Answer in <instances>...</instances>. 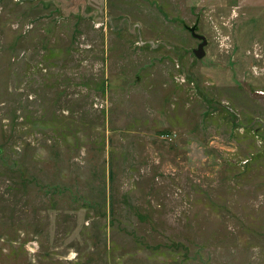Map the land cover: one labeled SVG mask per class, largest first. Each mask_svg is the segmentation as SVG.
<instances>
[{
	"label": "rangeland",
	"instance_id": "1",
	"mask_svg": "<svg viewBox=\"0 0 264 264\" xmlns=\"http://www.w3.org/2000/svg\"><path fill=\"white\" fill-rule=\"evenodd\" d=\"M0 264H264V0H0Z\"/></svg>",
	"mask_w": 264,
	"mask_h": 264
},
{
	"label": "water",
	"instance_id": "2",
	"mask_svg": "<svg viewBox=\"0 0 264 264\" xmlns=\"http://www.w3.org/2000/svg\"><path fill=\"white\" fill-rule=\"evenodd\" d=\"M191 31L193 32V34L198 38V39H201V42L198 46L197 49H195V53L198 57H203L205 55V46L207 45V38L206 36L202 35V34H198L196 31H195V28L194 27H191Z\"/></svg>",
	"mask_w": 264,
	"mask_h": 264
}]
</instances>
